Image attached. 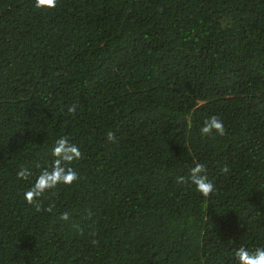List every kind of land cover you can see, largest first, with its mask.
Wrapping results in <instances>:
<instances>
[{
	"label": "trees",
	"instance_id": "1",
	"mask_svg": "<svg viewBox=\"0 0 264 264\" xmlns=\"http://www.w3.org/2000/svg\"><path fill=\"white\" fill-rule=\"evenodd\" d=\"M0 264H264V0H0Z\"/></svg>",
	"mask_w": 264,
	"mask_h": 264
}]
</instances>
